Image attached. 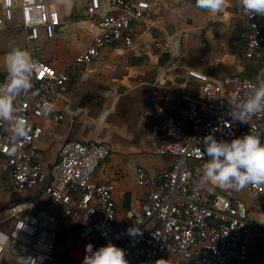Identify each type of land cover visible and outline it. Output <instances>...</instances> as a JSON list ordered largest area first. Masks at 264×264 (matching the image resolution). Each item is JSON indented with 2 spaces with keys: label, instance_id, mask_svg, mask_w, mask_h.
<instances>
[{
  "label": "built area",
  "instance_id": "2783aa9c",
  "mask_svg": "<svg viewBox=\"0 0 264 264\" xmlns=\"http://www.w3.org/2000/svg\"><path fill=\"white\" fill-rule=\"evenodd\" d=\"M82 1H86L85 20L96 29L90 43L62 65L32 55L37 63L32 88L14 101L28 133L12 139L11 122L0 121V182L8 178L10 190L23 196L3 208L0 257L12 264H82L88 243L98 248L111 241L125 249L128 264H160L165 257L171 260L164 264H249L253 221L247 203L205 192L200 177L204 162L211 159L203 138L209 132L227 140L250 130L264 137V111L243 122L233 118L229 103L235 111L236 103L259 79L212 76L183 64L171 37L155 40L156 50L170 54L186 69L196 93L183 95L185 120L172 114L153 128L154 136L166 137L156 153L175 160L165 170H138L137 182L145 194L122 217L115 184L94 179L111 154L110 144L68 139L53 164L48 163L38 145L45 136L44 119L64 120L62 103L70 102L72 74L94 64L105 48L118 44L134 48V25L151 26L145 10L149 0H0V32L2 20L18 22L28 44L39 41L42 34L51 42L69 29L72 20L64 18L59 6L69 15ZM246 22L243 58L251 60L264 52V14L246 12ZM28 50L32 54L40 48ZM5 54L0 53V82L7 76ZM248 189L264 197V183L249 184ZM61 218L68 226H61ZM131 225L139 226L142 235H129Z\"/></svg>",
  "mask_w": 264,
  "mask_h": 264
},
{
  "label": "crops",
  "instance_id": "0c3cea01",
  "mask_svg": "<svg viewBox=\"0 0 264 264\" xmlns=\"http://www.w3.org/2000/svg\"><path fill=\"white\" fill-rule=\"evenodd\" d=\"M166 1L168 0H149L145 10L150 16L153 9L162 8L157 2L166 4ZM178 1L180 0H169L172 4ZM193 1L195 2V0ZM237 4L241 5L244 13L241 32V45L243 46L247 30L246 12L242 0H237ZM76 8L78 7H74V9ZM74 9L69 15H67L66 10L64 13L61 12L64 18L72 20V24L65 32L58 33L55 40L48 42L52 47L56 48L64 39L71 38L80 31L89 33L91 41L92 33L96 31L94 24L79 18H72ZM197 21L200 23V19ZM134 27L136 30L135 46H137V38L149 34V29L146 30L145 28L150 26L134 25ZM170 37L174 40V36ZM166 38L167 36L157 40H165ZM135 46L132 50L135 49ZM121 48L126 49L121 44L105 48L99 57V69L106 57L109 60L121 56ZM79 49L75 53L67 55L71 58L68 62L84 48L78 52ZM43 57L47 61L57 63V60L53 58ZM249 61L252 63L253 70L251 73L245 71L243 66L238 64L235 72L226 75H240L249 79L264 78V52ZM182 62L212 76H225L220 75L214 68L207 65L198 69L187 62V64ZM134 68L133 73L139 80L151 76V73L145 70L144 66ZM83 72L84 70L82 74ZM154 83L141 80V83L138 84H72L68 96L70 102L62 103L64 120L61 122L69 121L65 133L56 132L61 122H53L50 120V116L43 121L45 136L38 145L46 154L47 148L54 144L56 139L61 140L60 146L68 139H89L108 143L112 146L110 156L101 163L94 179L101 183L113 182L115 184L114 198L118 205L119 217H122L123 211L127 207L138 204L145 194V190L139 187L137 182L138 170L146 169L150 172L165 170L175 160L172 156H160L156 153L157 147L166 140V137L162 134L154 136L152 134L153 128L162 125L166 118L172 114L185 120L186 106L183 102V95L196 93L195 81L188 76L186 69L173 58L170 59L165 68L159 71ZM74 90L77 91V94ZM57 156L58 152L55 160ZM202 187L207 193H220L232 199H242L247 203L253 221V234L249 238L251 249L249 264H264V253L259 249L260 245L264 246V197L251 194L248 189L249 184L238 190L212 182L202 183ZM7 193V197H3L0 193V210H3L4 206L11 202L14 193L11 190ZM25 197L27 196L25 195ZM0 259L2 262L1 257Z\"/></svg>",
  "mask_w": 264,
  "mask_h": 264
},
{
  "label": "rangeland",
  "instance_id": "374dc122",
  "mask_svg": "<svg viewBox=\"0 0 264 264\" xmlns=\"http://www.w3.org/2000/svg\"><path fill=\"white\" fill-rule=\"evenodd\" d=\"M157 3L162 8H155L151 11L149 16L151 26L145 28L149 29V34L140 37L141 39L137 38L135 49L131 51L121 48V56L109 60L106 57L100 69V59H96L94 64L84 69L81 78L76 80L77 84H138L144 79L139 80L133 73L134 67L137 66H144L145 70L151 73V76L144 81L154 83L156 75L171 59L170 54L156 50L154 40L166 36H174L181 60L198 69L207 65L214 68L220 75H226L235 72L239 64L245 71L251 73L253 70L251 61L243 58L241 32L244 13L241 5L237 4V0H226L225 7L218 13L197 7L193 0H180L175 4L169 0L166 4ZM85 7L86 1H83L78 8L74 9L72 18L85 20ZM59 10L62 13L65 12L63 6ZM197 19H200V23ZM1 22L3 25V31L0 32L1 54L7 53L14 47L27 49L38 47L40 50L32 52L33 56L41 59L45 58L43 56H48L57 60L59 65L71 59L67 56L68 54L75 53L80 47L78 52L85 48L91 37L89 33L80 31L75 36L64 39L59 46L54 48L42 34L39 41L28 44L25 33L18 29L20 26L18 22L6 23L3 20ZM74 92L77 94L76 90ZM68 126L69 121L65 120L61 122L56 132L64 134ZM56 140L46 150L47 161L50 164H53L62 146L59 145L61 140ZM9 185L8 178H3L0 182V193L3 197L8 196L6 192L10 190ZM44 199L47 200V197L44 196ZM5 216V210H0V220ZM170 260L165 257L160 264ZM0 264H3L1 259Z\"/></svg>",
  "mask_w": 264,
  "mask_h": 264
},
{
  "label": "clouds",
  "instance_id": "9594fccd",
  "mask_svg": "<svg viewBox=\"0 0 264 264\" xmlns=\"http://www.w3.org/2000/svg\"><path fill=\"white\" fill-rule=\"evenodd\" d=\"M196 6L212 13L220 12L226 0H195ZM244 11L264 14V0H242ZM7 76L0 82V121H10L11 138L26 136L28 129L25 119L17 115L14 103L17 94L32 88V74L37 68L31 52L27 48L14 47L5 54ZM230 113L234 119L247 122L248 117L264 111V78L257 86L240 100ZM205 150L211 159L203 164L201 183H219L225 187L240 189L248 184L264 183V143L262 135L253 131L235 136L231 140L218 139L212 132L204 137ZM129 235H142L139 226L131 225ZM82 264H128L125 249L114 242L94 248L86 245Z\"/></svg>",
  "mask_w": 264,
  "mask_h": 264
},
{
  "label": "trees",
  "instance_id": "16d2710c",
  "mask_svg": "<svg viewBox=\"0 0 264 264\" xmlns=\"http://www.w3.org/2000/svg\"><path fill=\"white\" fill-rule=\"evenodd\" d=\"M81 74H82V70L77 71L75 74H72L70 88H71L72 84H77V81L76 80H78L79 78H81V76H82ZM60 224H61L62 227L68 226L67 220L64 219V218H61L60 219ZM0 227L5 228V226H3V225L0 226ZM65 233H67V232L64 231L63 233H61V236L62 235H65ZM259 249H260L261 252L264 253V246H261L260 245V248ZM2 262H3V264H12L11 262H8L5 259H2Z\"/></svg>",
  "mask_w": 264,
  "mask_h": 264
},
{
  "label": "water",
  "instance_id": "95a60500",
  "mask_svg": "<svg viewBox=\"0 0 264 264\" xmlns=\"http://www.w3.org/2000/svg\"><path fill=\"white\" fill-rule=\"evenodd\" d=\"M148 79V77H146V78H144V80H147ZM14 194L12 195V197H11V202L13 203V202H16V201H18V200H20V199H23V196L20 194V193H18V192H13ZM40 195V194H39Z\"/></svg>",
  "mask_w": 264,
  "mask_h": 264
}]
</instances>
